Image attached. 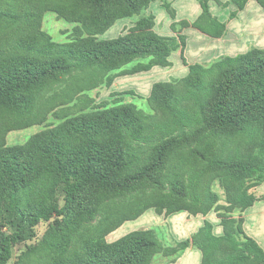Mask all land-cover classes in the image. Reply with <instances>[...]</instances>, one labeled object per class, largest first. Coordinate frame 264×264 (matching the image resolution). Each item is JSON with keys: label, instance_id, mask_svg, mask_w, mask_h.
Returning <instances> with one entry per match:
<instances>
[{"label": "trees", "instance_id": "trees-1", "mask_svg": "<svg viewBox=\"0 0 264 264\" xmlns=\"http://www.w3.org/2000/svg\"><path fill=\"white\" fill-rule=\"evenodd\" d=\"M165 0H0V121L5 133L41 122L48 104L70 101L117 77L169 68L181 51L188 74L157 82L149 96L133 95L149 112L122 100L67 115L25 144H0V221H16L0 233V264H10L27 234L48 224L44 236L14 264H153L191 247L201 264H264V250L243 230L240 214L254 206L264 183V49L253 47L206 65L184 59L186 40L155 31L149 14L117 38L101 39L119 21ZM251 0H230L237 18ZM264 11V0H254ZM202 14L184 22L213 39L227 24L198 0ZM164 8L175 17L169 3ZM81 25L83 35L56 43L41 30L44 12ZM85 35V36H84ZM137 62L131 69L125 66ZM119 71L118 73H115ZM53 91V95L46 96ZM218 182L225 206L213 190ZM154 210L166 217H207L175 247L154 229L107 236ZM239 213L235 218L232 214Z\"/></svg>", "mask_w": 264, "mask_h": 264}, {"label": "rangeland", "instance_id": "rangeland-1", "mask_svg": "<svg viewBox=\"0 0 264 264\" xmlns=\"http://www.w3.org/2000/svg\"><path fill=\"white\" fill-rule=\"evenodd\" d=\"M179 1L180 0H165L164 2L162 1L155 2L151 4L148 10H144L140 15H136L131 18H127L119 21L104 36H101L100 38L101 39L117 38L120 34L126 32L130 27L134 26V24L141 18L147 17L149 14H154L156 16L155 31L157 33L164 36L181 35L185 38L186 49L184 50V59L187 61V63H190L194 61L193 58L197 56L199 57V55L203 53L200 50L202 44H205L208 41L206 46L208 47L207 50L209 51L213 47L210 41H213L215 39L202 34L201 32H199L198 30L192 27L189 28L184 27L183 24L184 22H189V23L195 22L202 14V11L200 9L199 13H192L191 15L186 17L180 16L181 13H179L176 4ZM165 3H169L171 5L173 11L175 12V17H172V15L167 11V9L164 8ZM197 3H199L198 0ZM226 3H228V6L224 7L215 2V6H213L214 9L213 11L211 10L212 15L218 20L219 18L218 16H216V14L219 15L221 11L227 10L229 5L231 4V3L229 4V2ZM258 7L261 8L259 5ZM233 12L235 11L230 9L229 15L232 14ZM249 13L251 14L252 17L253 16L255 17L256 15L254 11L250 9L245 14L243 13V16L239 18L240 20H238L239 22L235 21V19L231 20V15L230 16L228 15V17H226L227 23L229 24L235 21L231 26V31L233 32L235 31L237 37L242 36L241 33H239L242 24L241 26L237 27V31L235 27L241 21L242 23L246 22L247 20L246 21L244 20L246 18L245 15ZM258 18H259V23H262V26L264 27V16L261 14V16L259 15ZM41 30L56 43H68L83 35L80 24L68 22L63 18H59V16L56 13L51 11L42 13ZM231 39L233 40V38ZM237 43H241V41L235 42V44ZM249 43H251L250 40L246 44ZM182 61L183 59L181 58V51L179 50L176 53H174L172 59L173 65L167 69L168 71H175L173 74L170 75L171 78L169 77V75L166 74L163 75L162 74L163 71H160L158 73V76L156 75L157 73L154 75L156 70L153 69L151 72L148 73L146 72L134 76L117 77L110 86L107 84V82L101 83L97 87H94L93 89H88L67 102H64L62 100H59L57 102L54 101L48 104V106L45 107L44 110L41 112L42 117L40 123L36 125H32L31 127L25 129L14 130L5 133L3 132L4 128H2V122L0 121V144L4 143L5 146L23 145L33 135L45 130L49 126L58 125L63 120L61 118L67 115L90 111L91 109L98 107L104 103H109L110 105H113L116 101L122 100L127 103H133L137 105L140 109L149 112L148 104L146 101L144 100L142 101L138 99L137 96H133V95L122 96L120 93H123L125 91H134L136 95H140V96L144 95L143 97H145V95L149 93L150 88L153 86V84L157 82H163L161 81L163 79L170 78L167 81H177L182 79L181 76H185V73L184 74L179 73L177 70L184 67ZM136 63L137 62L127 65L124 67V69H131ZM210 63L212 62L211 61L203 62L202 64L208 65ZM118 72L119 71H116L115 73ZM49 95H53V91L48 92L46 96ZM213 190L216 191L221 197V200L218 205L225 206L226 203H225L224 191L223 189H221L218 182H215L213 186ZM214 213L218 217V214L215 211ZM232 215L237 219L238 217L237 213H233ZM151 217H154L155 219ZM190 217L192 216L189 215L188 213H180L173 217L172 216L166 217L164 215L159 216L156 214L154 210H150L146 212L138 220L127 222L117 231L109 234L107 236V241L113 242L130 232L151 228L156 231L157 236L165 246L175 247L177 242L188 240L193 236L194 233L192 231L195 229V227L191 228V226L187 225V219ZM193 218H195V221L197 222V223L195 222L196 225L197 224L202 225L203 221H200V218L198 217H193ZM209 220L212 223L213 220H215V218L211 216ZM15 226H16V221L13 219V216L10 215L5 220L0 221V233L10 234L14 231ZM47 229H48V224H42L38 226L34 231L29 232L27 234L26 242L17 247L14 258L10 264H14V262L18 260L20 255L23 252H25L29 247L35 246L36 243L42 239ZM222 231L223 228L219 227L216 230L215 234L217 236H220ZM172 259H174V257L172 258V257H166L164 255H159L156 257L153 264H173L171 262ZM201 260H202L201 252L198 249H194L191 247L186 251L180 252L177 255V262L174 264H201Z\"/></svg>", "mask_w": 264, "mask_h": 264}, {"label": "crops", "instance_id": "crops-1", "mask_svg": "<svg viewBox=\"0 0 264 264\" xmlns=\"http://www.w3.org/2000/svg\"><path fill=\"white\" fill-rule=\"evenodd\" d=\"M219 1H221L223 3L230 2V0H219ZM255 2L256 1H254V0L249 1L246 5L245 9L243 11L239 12L238 18L235 19V21L240 20L239 18L243 16V13L245 14L250 9H252L254 11V13L256 14L255 17L254 16L252 17L250 13L245 15L246 18L244 20L245 21L247 20V21L243 22V23L241 21L235 27L236 31H237V27L241 26V24H242V27L239 30L240 31L239 33H241V35H242L241 37H237V35L235 34L236 32L231 31V26L233 25V23L235 21L232 22L231 24H229V23H227V19H226V17H228V15H229L230 9L234 10V11L237 10V6L235 4L231 3L227 10L221 11V13L219 15L216 14V16H218V18L221 22H224L227 24V36H225V38H223V39H215L217 43L215 42V40L210 41L211 45L213 47L209 51L207 50L208 47L206 46L208 41L205 44H202L200 50L203 53L200 54L199 57L197 56V57L193 58L194 61L190 62L189 64L203 63V62H209V61L214 62L223 56H236L239 54L246 53L253 47L264 49V27L262 26V23H259V18H258L259 15L261 16V14L264 16V11H262L261 8H259L257 3H255ZM176 4H177V8L179 10V13H181L180 16H183V17L189 16L192 13H199L200 9H201L200 4L197 3V0H180ZM210 5H211V10L213 11V9H214L213 6H215V2H211ZM231 38H233V40ZM249 40L251 41V43L246 44L249 42ZM238 41L239 42L241 41V43L235 44V42H238ZM244 42H245V44H244ZM173 56H174V54L170 58L171 62H172ZM203 59H205V60H203ZM182 64L184 67H182L181 69H177V70L179 73H183V74L185 73V76H186L188 74L189 70H188V67H186L184 65L183 61H182ZM154 69L156 70L154 75L157 73L156 74L157 76H158V73L160 71H163L162 74L163 75H165V74L169 75V77L171 74H173L175 72V71H168L167 70L168 68L156 67ZM185 76H181V77L183 78ZM170 78H166V79H163L161 81L167 82V80ZM151 89H152V87L150 88L149 93L147 95H145V97L149 96ZM253 192H254V195L257 197L258 200L254 204V206L247 209L244 213H242L240 215L244 221L243 222V230H244L245 234L248 237L252 238L254 241H256L259 244V246L264 250V183L262 185L258 186ZM240 215H239V213H237V216H238L237 218H239ZM211 216H213V218H215V220H213L212 223L215 225V233H216V230L221 226H220V219L215 215L214 212L209 214L207 217L197 216L198 218H200V221H203L202 225L197 224L198 225L197 226L195 224V222H196L195 218H193V217H190L187 219V225L191 226V228L195 227V229L192 232L196 233L203 226L205 220L210 221L209 219ZM151 218L155 219L154 217H151ZM153 219H150V220H153ZM222 234H223V231H222L221 235Z\"/></svg>", "mask_w": 264, "mask_h": 264}]
</instances>
